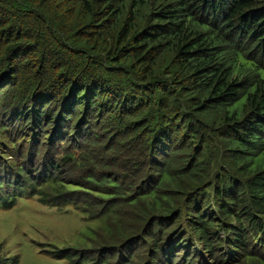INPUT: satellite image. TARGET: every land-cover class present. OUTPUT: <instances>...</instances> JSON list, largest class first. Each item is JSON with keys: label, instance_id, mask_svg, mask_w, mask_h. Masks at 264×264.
Here are the masks:
<instances>
[{"label": "trees", "instance_id": "trees-1", "mask_svg": "<svg viewBox=\"0 0 264 264\" xmlns=\"http://www.w3.org/2000/svg\"><path fill=\"white\" fill-rule=\"evenodd\" d=\"M28 195L130 219L76 264H264V0H0V207Z\"/></svg>", "mask_w": 264, "mask_h": 264}, {"label": "rangeland", "instance_id": "rangeland-1", "mask_svg": "<svg viewBox=\"0 0 264 264\" xmlns=\"http://www.w3.org/2000/svg\"><path fill=\"white\" fill-rule=\"evenodd\" d=\"M105 132L108 133L105 138L111 142H119L122 137L120 133L114 136L113 132ZM31 152L38 154L36 150ZM15 153L27 158L30 149L26 145ZM77 188L80 187L64 185L65 190ZM103 208L96 207L101 212ZM90 214L72 205L64 209L46 205L33 195L18 198L13 206L0 207V254L10 258V263L14 259L18 264H76L73 261L80 253L93 255L99 249L95 247L109 239L110 226L118 223L127 226L131 222L120 212L108 221L117 220L116 224H105L106 218L93 219Z\"/></svg>", "mask_w": 264, "mask_h": 264}]
</instances>
